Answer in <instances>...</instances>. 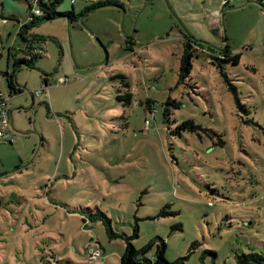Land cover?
Instances as JSON below:
<instances>
[{"label": "rangeland", "instance_id": "1", "mask_svg": "<svg viewBox=\"0 0 264 264\" xmlns=\"http://www.w3.org/2000/svg\"><path fill=\"white\" fill-rule=\"evenodd\" d=\"M27 1L0 0L2 72L8 48L24 56ZM84 8L28 27L40 57L16 71L22 92L7 99L0 73V264H119L129 237L149 256L163 240L168 262L264 257V0L56 5ZM187 39L202 47L178 81Z\"/></svg>", "mask_w": 264, "mask_h": 264}, {"label": "trees", "instance_id": "2", "mask_svg": "<svg viewBox=\"0 0 264 264\" xmlns=\"http://www.w3.org/2000/svg\"><path fill=\"white\" fill-rule=\"evenodd\" d=\"M60 0H32L27 1V16L24 23L19 25L17 35H20L21 39L25 42H27V45L24 46V49H21L24 53V56H19L13 48H8L7 55H8V62L11 61L12 69L10 72L8 71H0V73L4 76L5 82L7 84V87L9 89V92L11 95L12 93H20L22 92L23 88L18 85L15 81V73L18 71V69L25 65L27 67H33L34 61L36 58L40 57L39 50L36 48V46H33V40L34 38H29L27 31L28 27L33 26L37 22L48 20L55 18L57 16H67L69 21L73 17L81 16L84 13H86L91 8H84L82 11H80L78 14H76L73 10L71 11H65L60 12L56 10V5ZM105 3H99L98 5H102ZM38 10V14H34L32 12L33 9ZM29 15L31 18H29ZM6 18H12L11 15H7L4 17ZM191 45L202 47V44L200 42H195L192 40L187 39V41L183 44V52L180 58V64H179V80L181 81L183 78L188 76L191 70V56H192V47ZM238 59V55H228L227 57H221V58H214V62H216L217 65H219L220 61H233L236 62ZM121 96H118V99H120ZM122 98H125L127 102L130 101V94L126 93ZM178 130H196L198 128V125L194 124L191 120L187 119L182 121L180 124L176 127ZM7 139V138H6ZM11 142V141H9ZM160 214L164 215L165 212L161 211ZM96 215L101 218L103 224L106 226V231L109 237L117 236V233H114L111 229L110 225V219L101 211H97ZM138 235V226L137 224L134 226L133 235ZM194 244V243H193ZM192 244V245H193ZM153 243H149L148 245L137 249L133 245V243L130 241V237L126 239V245L124 247L123 252L121 253L119 257V264H184L183 260L186 257H180L178 260L174 262H168L165 258V249L166 244L163 240H160L159 244H156V248L154 251V254L149 256L147 253L152 248ZM89 247H85V251L87 253V249ZM192 249V247H191ZM99 251V250H98ZM88 254V253H87ZM264 261V257L258 253H248V254H241L238 258L237 264H253V263H262Z\"/></svg>", "mask_w": 264, "mask_h": 264}, {"label": "built area", "instance_id": "3", "mask_svg": "<svg viewBox=\"0 0 264 264\" xmlns=\"http://www.w3.org/2000/svg\"><path fill=\"white\" fill-rule=\"evenodd\" d=\"M32 12L34 14H38V10L37 9H33ZM29 18H31V16L29 15ZM64 82V80H63ZM10 98L7 97V99ZM8 117H9V112L6 108V100L0 95V127L4 126L7 127L8 126ZM0 136H4V132L3 130L0 128ZM6 138H8L6 135L4 136ZM87 253L89 255L90 258H93L95 260H97L100 257L99 251H95L93 247H90L87 249Z\"/></svg>", "mask_w": 264, "mask_h": 264}]
</instances>
